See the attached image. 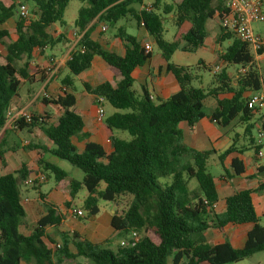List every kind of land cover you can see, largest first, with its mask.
I'll return each instance as SVG.
<instances>
[{
    "label": "trees",
    "instance_id": "16d2710c",
    "mask_svg": "<svg viewBox=\"0 0 264 264\" xmlns=\"http://www.w3.org/2000/svg\"><path fill=\"white\" fill-rule=\"evenodd\" d=\"M70 1L0 0V25L14 19L13 29H0V45H4L5 51L3 55L0 53V159L6 152L5 138L13 131L4 128L6 111L20 84L31 82L28 64L33 53H43L64 39L63 35L54 37L50 29L53 25H65L64 12ZM76 1L84 4L74 21L76 33L81 36L65 62L68 76L60 83L64 90L55 97L41 99L43 104L57 107L61 114L51 120L44 114L31 113L30 122L16 121L14 131L39 129L48 147L31 144L24 149L41 151L37 171L46 179L52 178L72 201L79 190H85L82 209L87 219L98 214L99 201L120 204L122 198L130 197L127 208L111 216L110 228L123 239L131 233H136L139 239L133 246H118L113 251L102 243L93 244L73 235L70 240H63L57 252L52 251L49 245L53 242L45 231L50 226L58 227L63 217L49 205L35 227L28 234L22 233L26 212L19 185L38 173L22 165L18 171L0 176V264H228L263 252L264 226L255 214L252 191L242 190L219 200L214 177L208 170V160L214 151L188 148L182 143L178 127L185 123L192 130L204 117L205 100L212 99L216 109L211 121L221 128L239 121L245 125L243 134L248 146L253 147L254 127L250 122L254 116L247 103L253 93L264 92V76L249 46L221 25L223 3L220 0ZM144 1L151 2L152 10L136 11L133 6H141ZM21 4L31 5V16L27 19L17 12ZM162 15H172L175 32L171 43L164 39ZM127 17L138 27L143 23L142 28L153 38L166 63L165 71L178 84V91L165 100H151L146 91L137 96L133 90L132 72L150 55L124 28L116 29V37L124 43L122 57L102 49L91 38L95 23L103 22L110 28ZM213 19L220 30L216 44L228 42L216 54L223 67L212 73L213 68L201 61L196 68L171 63L173 53L181 45L183 51L205 47V25ZM184 24H189V29L184 30ZM11 36L15 39L11 40ZM4 40L10 42L4 44ZM94 57H99L119 80L114 86L104 82L92 87L82 82L83 90L94 98H104L115 110L103 121L107 129L126 132L130 137L125 140L111 136L110 153L93 142H86L79 153L75 147V140L83 141L87 136L82 133L83 120L75 108L73 78L88 71ZM199 68L212 75L209 86L204 88L193 85L199 79L195 72ZM233 151L231 146L218 156L221 165ZM47 153L79 169L82 179H68L64 170L44 159ZM231 167L235 176L244 172L238 158L231 160ZM192 180L196 184L191 188ZM39 187L40 183L35 182L30 189L37 191ZM39 196L44 198L42 194ZM64 206L69 209L72 205ZM247 225L250 228L244 234L228 230L229 226ZM209 229L224 235L223 242L207 243L203 235ZM242 237L244 242L239 246ZM69 244L73 245L74 253L69 251Z\"/></svg>",
    "mask_w": 264,
    "mask_h": 264
},
{
    "label": "crops",
    "instance_id": "0c3cea01",
    "mask_svg": "<svg viewBox=\"0 0 264 264\" xmlns=\"http://www.w3.org/2000/svg\"><path fill=\"white\" fill-rule=\"evenodd\" d=\"M94 22L95 21H93L90 25L94 24ZM128 22L130 23L131 20ZM119 23H117L115 27L124 28L122 25H119ZM255 25L257 24L254 23L251 25L253 32L264 40V35L260 33V31H256L254 29ZM65 26L66 25L61 27L59 25H53L50 29L54 37L58 35L64 36V39L60 43L54 45L52 48L45 49L43 53H40L39 51L33 53L32 58L31 60H29V64H28V74L29 76H32L31 82H23L20 84L19 89L17 91V95L13 98L12 103L10 105V108L12 110L14 111L18 109L26 110V108H28L29 109V111H27L28 113L30 114L35 113L42 115L44 114L48 116L51 120H54L61 114V111L57 107L51 104L45 105L41 102V99L55 97L61 94L62 91L64 90V87H62L60 83L66 76H68V72H66L67 70L65 68V62L69 59L71 51L74 49L75 44L77 43V41L81 36L76 33L74 22L72 25V29L71 27L70 29H65ZM134 26L136 29L134 33L132 32L129 34L127 30L124 28L125 33L131 37H134L142 48H144V46L146 45H149L151 50L148 52L150 58L142 66L135 68L134 71L132 72V79H133L132 88L137 94V96H140L144 91H146L151 100H155V99L165 100L178 91V84L174 76L171 73L165 71L166 63L162 59L160 52L157 50L153 38L146 32L144 28L136 26L135 23ZM13 27H14V19H10L5 24L0 25V29H6V30H11L13 29ZM102 27H105L106 29L102 30ZM189 27H190L189 24L183 25L184 30L189 29ZM205 28H206L207 36H209L210 34L216 36L214 39L215 46L208 45L207 41L205 40V47L200 49H205L206 51L211 53L214 60L211 63L200 59L197 61V63L201 61L205 65L211 66L214 65L215 62H218L216 60V54L222 50L223 48L222 44L225 43L226 45V43L228 44V42H224L222 44H216V39L219 35L220 30H219L218 22L215 19L208 20L206 22ZM108 32H109V27L106 24H104L103 22L95 23L94 28L91 32V38L94 41H96L102 47V49L113 51L121 57L124 56L125 54L124 43L116 37V33L109 34ZM14 39L15 37L11 36V40ZM9 42L10 40L3 41L4 44H7ZM217 46L220 47L219 51H216ZM182 47L183 46L181 45L177 50L181 49V51L184 53H192L193 51H195L193 49H186L183 51ZM47 51H50V53L48 54ZM174 53L172 57L174 56ZM254 61L262 75L261 70L264 69V57L262 56L256 57L254 58ZM173 64L177 66H182L177 63H173ZM216 66L221 68L223 67V64L218 62V65ZM229 70L232 71V68ZM76 79L79 80L80 83L85 82L92 87L104 82H108L112 86H114L119 80L118 78H114L113 73L106 67V64L99 57H94L92 60L91 68L88 71H86L83 75L73 78V82ZM30 85L37 86L38 89L36 90V92L35 89L34 91L31 89L32 86ZM73 88H74V83H73ZM74 92L76 98L75 108L79 111L84 124L82 133L87 136V139L83 141L75 140V147L77 149V152L79 153L83 150L86 142H93L101 146L106 153H110L112 151L110 138L111 136H116V135L113 134L112 131L107 129L103 121L107 116L114 113L115 110L112 108V111L110 112L104 111L103 117L99 118L96 112L95 98L90 94H88L87 92H85L83 88L82 91H80L79 93L76 92V90ZM40 96H41L40 102L37 103ZM203 109H206V111H203L204 117L198 123L195 124L192 130H190L185 123L179 124L178 127L182 132V143L188 148L194 149L196 151H214L215 154H213L209 158L208 165L209 163L210 165L211 164L215 165L216 163H218L223 170V173L220 174L218 177H215L211 174L214 177L215 188L219 200H222L232 195L235 192H239L242 190H250L252 191L251 200L255 214L257 217L259 216L258 213H260V215L263 216L264 215V160H259L255 155L253 147L248 146L247 137H245L243 134L245 125L241 124L238 121V125L241 126V131H242L241 134L236 132L234 133L227 129L228 127H230L232 123L226 128L221 129L220 127H218V125L215 122L211 121L210 119L211 114L216 109V103L212 99L205 100ZM256 122H257V118L253 117L250 123L254 127ZM25 132L30 136V139H20L22 132L14 131V130L9 133V135L6 137L7 139L5 138L6 145L4 146V148L6 149V152L3 154L2 159H0L1 170H2L0 176L6 173L16 172L21 168L22 165H25L27 167V170L30 172L33 171L38 172L37 159L41 151L35 148L25 150L24 149L25 147H23V145H26V147L31 144L37 146H43V147H48V146L43 134L39 131V129L33 128L30 131H25ZM251 134L253 139H255L256 137L255 128H253ZM12 135H15V137H17L19 140L22 141L21 148L20 147L18 148L13 143L12 139L14 138L12 137ZM263 139L264 136L262 138V146L260 147V149L264 153ZM231 146L234 147L235 151L231 152L224 159L221 165L218 160V156L221 155ZM238 151L241 153L239 154ZM48 154L49 153L44 155V159L46 161H48L47 159ZM24 157L28 159L29 163H25ZM234 158H238L242 163L244 172L241 176L233 175L231 160ZM45 186H46L45 184H42L40 185L37 191H34L37 193L36 199H33L32 195L31 197L28 194L26 195L27 197L25 198H28L26 202L27 201L29 202L30 200V202L32 203L30 209L29 208L27 209L24 201L22 200V197L21 200L26 212L25 219L27 220L32 219L31 223L33 224V228L35 227L37 220L43 215H45L46 208L48 207V205L53 206L55 211L62 215L63 220L61 221V224L58 227L50 226L47 227L45 231V234L53 242L52 245H49L52 251H53L52 247L54 245L55 246L62 245L64 239L67 238V240H70L73 235L78 236L79 240H86L93 244L107 243L110 239V236H113V230L110 228V219L113 213L115 211H118L120 204L111 203L112 206L110 207V214H105L101 222H98L95 216L88 218L86 223L81 224L79 223V220L85 219V217H78L75 215V211L80 209V207L75 205L74 201H72L68 197V194L66 192H61L57 188L55 183L53 184L52 187L44 189ZM100 188L103 187L101 186ZM39 194H42L44 198L41 199ZM66 203L71 204L72 205L71 208L66 209V207L64 206V204ZM249 228L250 226L248 225L237 228L236 227L233 228L229 226L228 230L229 231L236 230L237 232L244 234ZM209 230H213V229H209ZM24 234H28V233H24ZM116 235L117 236L119 235V240H118V244H119V242L123 239V237L120 234H116ZM219 235H221V239L214 244L223 242L224 235H222L221 233ZM243 242H244V238L242 237L239 241V246H242ZM72 248L73 245L69 244V251L74 253L75 251L72 250Z\"/></svg>",
    "mask_w": 264,
    "mask_h": 264
},
{
    "label": "rangeland",
    "instance_id": "374dc122",
    "mask_svg": "<svg viewBox=\"0 0 264 264\" xmlns=\"http://www.w3.org/2000/svg\"><path fill=\"white\" fill-rule=\"evenodd\" d=\"M148 2L149 1H144L141 6L135 5L133 7L137 11V10H140L142 8V6L144 4H146V3H148ZM25 6L28 9L29 16H31V5H28V6L25 5ZM82 6H84V4L80 3V2H78L76 0H72V1L69 2L68 6H67V8H66V10L64 12V21H65V25H66L65 29H70V27L72 29L73 22L75 21V19L77 17V11ZM17 12H18V9H17ZM162 18H163L162 25H163V28H164V39H165L166 42L171 43L173 35H174V32H175V28L173 26L172 16L171 15H162ZM130 20H131V22L129 23L128 21H130ZM134 23L135 22L130 17H127L126 20L123 19L122 21H120L119 25H122L127 30V32L130 34V33H132V32L134 33L136 31ZM256 24L257 25L254 26V29L256 31H260V33H262L264 35V24L263 23H256ZM116 28L117 27H110L108 33L109 34L116 33ZM215 37L216 36H213V34H210L209 36H207L206 39H205L207 41V44L210 45V46H215V44H214ZM226 45H227V43H226ZM226 45L224 43V44H222V47H225ZM219 48L220 47L217 46L216 47V49H217L216 51H219ZM0 53L2 55L5 53L4 45H0ZM47 53L49 54L50 51H47ZM200 59H202L204 61H207V62H211V63L214 60L212 54L209 53L208 51H206L205 49H196L192 53H184V52L181 51V49H179V50H177L174 53V56L172 57L171 62L172 63H177V64L182 65V66H191L192 68H196V63ZM216 65H218V62H215L214 65H211V66L209 65V66L211 68H213ZM233 70L234 69H232V72H234ZM261 71H262V75H264V69H262ZM195 72H196L197 75H199V80L194 82L193 85H195L196 87L202 86L203 88L205 86H209L210 81L212 79V75L210 73L200 69V68L199 69H195ZM73 83H74V88H75L76 92L79 93L80 91H82L83 87H82V85H81L79 80L76 79ZM199 84H201V85H199ZM30 86H32V85H30ZM31 89L33 91L35 89V92H36V90L38 88H37L36 85H33L31 87ZM40 98H41V96L39 97V100H38L37 103L40 102ZM102 107H103V110L105 112L112 111V107L107 102H104L102 104ZM25 111L27 112V111H29V109L26 108ZM203 111H206V109H203ZM119 112L120 113H125L126 111H119ZM39 115H42V114H39ZM237 125H238V121L235 120V121L232 122L230 127H228L227 129L232 131V132H234V133L236 132V133H240L241 134V132H242L241 131V126H239V125L237 126ZM113 134H115L116 136L120 137L121 139H125V140H129L130 139L129 135L126 132L113 131ZM12 137L14 138V139H12L13 143L18 148L19 147L21 148L22 141L19 140L17 137H15V135H12ZM20 139H30V136L25 131H22ZM8 141H9V138H8ZM263 141H264V139H263ZM10 145H12V144H10ZM23 147L26 148V145H23ZM47 159H48V161H50L51 163H53L57 167L63 169L68 174V178L69 179H73V180H78L79 181L81 179V177L83 176L82 172L79 169L71 166L66 161L60 160V159L52 156L51 154L47 155ZM24 161H25V163H29L28 159L25 158V157H24ZM208 170L215 177H218L220 174L223 173V170H222V168L220 167V165L218 163H216L215 165H212V164L210 165V163H209ZM0 173H2L1 163H0ZM42 184L46 185L45 188H44V189H46V188L52 187L53 184H54V181H53L52 178L50 180L46 179L45 182L40 183V185H42ZM195 184H196V182L194 180H192L191 183H190V187L192 188ZM102 187H104V185H102ZM19 188H20L21 197H22V200L25 203V206L27 207V209L28 208L30 209V207L32 206V203L30 202V200H29V202L28 201L26 202V200H28V198H25V197H27L26 195L28 194V195H30V197L32 195L33 199H36L37 198V193L34 192V190H31L29 186L27 188V186L24 185V184H20ZM85 196H86L85 190L81 189V190H79L77 192V194H76V196H75V198L73 200L75 205L79 206L81 210H83L82 209V202H83V199H84ZM130 201H131L130 197L122 198L119 201L120 205H119V208H118V212L119 213L123 212L127 208V206L129 205ZM111 206H112L111 203H108V202H104V201H99L98 202L99 212L96 215V219L98 220V222H101V220L103 219L105 214H110V207ZM257 211H258V209H257ZM258 215H259L258 216L259 224L261 226H264V215L262 216V215H260V213H258ZM84 217H85V219H80L79 223H81V224L86 223L87 217H86L85 213H84ZM31 222H32V219H30V220L24 219L23 225H22L20 230L22 232H24V233H29L33 229V224ZM116 234H119V233L113 231V236H110L109 241L107 243H103V245H105L106 248H109L110 250H113V251H116V249L119 246V244H118L119 235L117 236ZM219 234L220 233H218L216 230H208V231H206L204 233L203 236H204V238H205L207 243L213 245L214 243H216L217 241H219L221 239V235H219ZM52 248H53V251L57 252L58 248H56L55 245ZM72 250H74V248H72ZM23 264H29V263H23ZM30 264H32V263H30ZM228 264H264V251L256 253L253 256H251V257H249L247 259H244V260H242V261H240L238 263H228Z\"/></svg>",
    "mask_w": 264,
    "mask_h": 264
},
{
    "label": "built area",
    "instance_id": "2783aa9c",
    "mask_svg": "<svg viewBox=\"0 0 264 264\" xmlns=\"http://www.w3.org/2000/svg\"><path fill=\"white\" fill-rule=\"evenodd\" d=\"M224 6V13H222L221 25L230 31L238 40L247 44L253 54V57H264V40L256 35L251 25L254 23L264 24V0H220ZM145 12L152 10L151 2L144 4L141 8ZM18 14L27 19L29 17L28 9L24 4L18 7ZM140 27H143V23H140ZM102 27V30H105ZM145 52L151 50L149 45L144 46ZM52 61V60H51ZM220 70L218 66L213 68L212 73H217ZM243 71V70H241ZM105 102L102 97H95L96 112L99 118L103 117L104 110L102 104ZM248 109L253 113L254 118H257V122L254 125L256 131V137L253 142V150L256 157L259 160H264V153L260 149L262 146V138L264 136V92L259 91L253 93L247 103ZM4 128L16 130L15 122L22 119L24 122H30L31 114L25 110H12L10 107L5 114ZM46 181V177L42 173H36L29 177L24 185L32 186L35 182L43 183ZM75 215L78 217H84V212L81 209L75 211ZM139 239L136 233H131L127 239H122L119 242V247L133 246ZM59 246H56L58 248Z\"/></svg>",
    "mask_w": 264,
    "mask_h": 264
}]
</instances>
